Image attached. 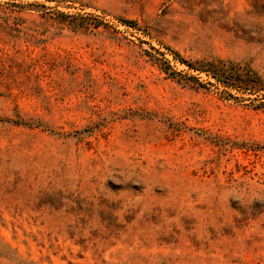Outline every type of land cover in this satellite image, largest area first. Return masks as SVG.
I'll return each instance as SVG.
<instances>
[{"label": "rangeland", "instance_id": "1", "mask_svg": "<svg viewBox=\"0 0 264 264\" xmlns=\"http://www.w3.org/2000/svg\"><path fill=\"white\" fill-rule=\"evenodd\" d=\"M0 264H264V0H0Z\"/></svg>", "mask_w": 264, "mask_h": 264}, {"label": "trees", "instance_id": "2", "mask_svg": "<svg viewBox=\"0 0 264 264\" xmlns=\"http://www.w3.org/2000/svg\"><path fill=\"white\" fill-rule=\"evenodd\" d=\"M216 63L209 62L206 66L202 68H196L200 71H204L206 74L213 77L216 81L222 83L225 86L239 88L235 83V78L228 71V67L225 61L217 60ZM190 65V64H186ZM191 67V66H190Z\"/></svg>", "mask_w": 264, "mask_h": 264}]
</instances>
